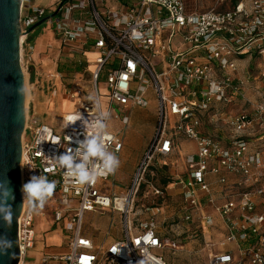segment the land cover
<instances>
[{
  "label": "built area",
  "instance_id": "built-area-1",
  "mask_svg": "<svg viewBox=\"0 0 264 264\" xmlns=\"http://www.w3.org/2000/svg\"><path fill=\"white\" fill-rule=\"evenodd\" d=\"M221 3L231 5L188 11L185 0H55L52 10L35 6L24 16L21 13L23 30L44 17L56 16L52 28L59 42V60L83 64L91 48L99 50L93 61L92 87L85 93L65 86L66 98L80 107L62 116L60 131L29 114L26 118L22 185L40 174L55 181L52 197L59 194L67 208L57 210L54 221L66 218V227L72 232L69 251L47 254L44 262L137 264L143 258L147 264H170L158 252L168 245L155 221L160 209L155 207L138 226L130 215L149 162L156 154L172 153L175 138L181 136L197 144L195 154L187 158L188 176L157 193L184 196L187 212L215 207L225 231L224 249L212 253L208 264H264V130H256V124L264 126V100L253 104L250 111L231 113L219 107V103L244 97L247 81L239 73L238 61L264 53V0ZM103 72L105 91L100 88ZM55 76L61 79L60 72ZM262 76L264 79V72ZM151 93L159 102L160 125L126 196L99 188V181L108 180L116 171L101 176L95 184L81 185L50 161L52 155L74 148L77 139H84L77 121L80 113L93 117L107 111L111 118L115 112L117 119L129 122V111L135 106L148 107ZM93 95L99 108L89 100ZM207 112L211 121H224L232 135L222 138L206 130L203 118ZM105 143L116 155L123 148V139L109 129ZM210 175L223 187L221 203L214 196ZM71 200L76 205L69 207ZM99 210L120 212L124 234L101 249L83 234L86 212ZM36 216H30L25 207L18 219V264H39L30 257L37 241ZM191 217L185 216L192 224ZM200 223L204 230L219 225L212 215L202 216ZM227 242L232 246L227 247ZM113 249L119 252L113 253Z\"/></svg>",
  "mask_w": 264,
  "mask_h": 264
},
{
  "label": "rangeland",
  "instance_id": "rangeland-1",
  "mask_svg": "<svg viewBox=\"0 0 264 264\" xmlns=\"http://www.w3.org/2000/svg\"><path fill=\"white\" fill-rule=\"evenodd\" d=\"M187 3L188 11H204L212 8H226L228 3H221V0H185ZM55 0H40V4L47 7V9H54ZM29 0H23L22 15L26 14L28 10ZM53 5V6H52ZM56 16H53L47 20L41 29L39 35H43L45 46L39 51V55L36 60L29 59L32 53V44L27 42L28 35L24 34L23 44L21 45V64L25 74V88H26V114L31 115L32 118L40 120L49 125H52L55 129L61 130L63 126L65 109L79 108L80 104L75 101L64 100L65 86L70 88L82 89L85 93L86 90L92 87L93 70L94 66L89 65V62L94 61L95 56L91 57L88 62H83L81 70L70 73L60 72L59 66L65 65L66 62L59 60L58 58V45L55 34L53 33V24ZM37 27L30 34L38 32ZM38 35V36H39ZM21 36V37H22ZM22 40V41H23ZM21 41V42H22ZM93 58V59H92ZM239 63V73L246 79L245 89H243L244 97H237L232 103H219V107L222 111L237 113L243 109L247 111L252 110V106L255 103L262 102L264 100V53L253 54L252 56L244 57ZM61 73V79L59 80L55 74ZM104 75L102 73L100 79V88H106L104 84ZM105 91V90H103ZM150 104L146 108L150 113L149 118L145 113L139 112L137 109H131L129 111V122H123L116 118V113L113 112L109 119L110 131L122 136L126 134L136 135L134 137H128L132 140V156L128 158H122L117 154L120 165L116 172L105 180L102 185V191L108 192L114 195L116 189L122 186L125 191L122 194L116 193L115 195L123 197L126 196L131 189L132 181L135 176L136 167L138 163L144 157V150L146 144L151 143L155 137L156 131L160 125L157 115V99L154 93L148 95ZM69 99V98H68ZM84 99V97H82ZM44 102V112L38 113L34 108V101ZM76 100V99H75ZM71 105V106H70ZM74 105L75 108H74ZM67 106V108L65 107ZM69 111V110H68ZM209 112L204 113L203 118L204 127L210 132H214L222 137L228 138L232 135L231 128L224 123V121L216 120L211 121L207 116ZM203 114V115H204ZM210 114V113H209ZM26 115V117H27ZM264 130V126L260 128L259 124H256V130ZM181 146L188 152H194L197 145L193 141H184ZM127 148V147H125ZM133 159V160H132ZM185 170V165L182 162L181 155L176 153L170 155L156 154L149 162L148 168L143 175L141 186L134 197V209L131 213L136 226L141 221L148 218L150 212L158 207L159 213L155 216V221L158 226L159 232L167 241L168 245L164 249L158 252L162 253L170 264H208L209 258L212 253L223 251L222 243L225 238L223 231L215 232L222 224L219 223L214 231L206 233L204 228L201 227L200 219L204 215H212L214 218L220 220V216L215 210V207L203 210H193L187 212L186 205L188 204L184 196H169L163 197V195L157 193L158 190H165L167 184H164V179L170 178L173 172L181 173ZM76 205V201L71 200L70 206ZM61 196L55 194L51 197L44 209L36 216V229H37V241L33 249L30 250V257L32 260L39 264H47L44 262L47 254L57 253L53 246H67L69 236L72 235L71 230L66 227V218L64 221L55 222L54 214L59 209H65ZM192 215L194 223H189L185 216ZM108 218L106 226L100 225L101 218ZM110 220V221H109ZM83 234L88 236H97L95 244L97 246L107 240L120 239L123 234L122 219L120 212L116 210H110L106 212H86L83 221ZM100 237V238H99ZM227 247L232 246L227 242Z\"/></svg>",
  "mask_w": 264,
  "mask_h": 264
},
{
  "label": "water",
  "instance_id": "water-1",
  "mask_svg": "<svg viewBox=\"0 0 264 264\" xmlns=\"http://www.w3.org/2000/svg\"><path fill=\"white\" fill-rule=\"evenodd\" d=\"M23 0H0V179L7 180L15 197L9 203L20 217L22 209V146L26 125L25 74L21 64V36L28 35L44 24V17L26 30L22 29ZM23 87V93L20 89ZM5 229L0 227V233ZM18 220L8 231L12 240L17 239ZM14 251L17 259L0 257V264H18L19 247Z\"/></svg>",
  "mask_w": 264,
  "mask_h": 264
},
{
  "label": "clouds",
  "instance_id": "clouds-1",
  "mask_svg": "<svg viewBox=\"0 0 264 264\" xmlns=\"http://www.w3.org/2000/svg\"><path fill=\"white\" fill-rule=\"evenodd\" d=\"M20 91L23 93V87ZM89 100L99 108V100L94 95L90 96ZM109 119L110 113L107 111H99L93 117H84L80 113L77 116V121H80L84 130V139H77L76 147H69L63 153L52 155L49 157L50 161L81 185L95 184L101 176L114 173L118 169L120 161L105 143ZM55 188L56 182L49 180L46 175H32L22 185L21 209L26 207L30 216L39 214L53 196ZM14 199L7 180L0 179V227L5 229L3 233H0V257L6 256L9 260L17 259L14 249L20 244L18 234L16 240H12L8 236V231L12 228L14 220L15 222L18 220L9 203ZM112 252L118 253L119 251L113 249ZM137 264H147V261L142 258Z\"/></svg>",
  "mask_w": 264,
  "mask_h": 264
},
{
  "label": "crops",
  "instance_id": "crops-1",
  "mask_svg": "<svg viewBox=\"0 0 264 264\" xmlns=\"http://www.w3.org/2000/svg\"><path fill=\"white\" fill-rule=\"evenodd\" d=\"M35 6H43V5H41L40 4V0H29V5H28V8L27 9H30V8H33V7H35ZM28 35H30V34H28ZM44 46H45V41H44V38H43V35H39V36H37L36 38H35V40H34V42H33V44H32V47L31 48H33L32 49V53H31V55H30V57H29V59H31V60H36L37 59V57H38V55H39V51L42 49V48H44ZM98 51L99 50H96L95 48H91L90 49V51H88L87 53H86V56L83 58V59H85L86 60V62H88V60H91V57L92 56H95V58H97V56H98ZM93 59V58H92ZM89 65H90V67L91 66H94V64H93V61L92 62H89ZM95 67V66H94ZM95 69V68H94ZM62 99H64V100H68V101H70V104H71V100L70 99H68V98H62ZM34 101V108H35V110H36V112H38V113H41V112H44V110H45V105H46V103H44V102H38L37 104L35 103V100H33ZM71 106V105H70ZM75 106L76 105H74V108H75ZM66 108H67V106H65ZM70 108V107H69ZM65 109L62 113L64 114L66 111L67 112H70V111H73L74 109H73V107L71 108V109ZM147 108V107H146ZM146 108H142V107H137V106H135V107H133V109H137L139 112H142V113H145L146 115H147V117L149 118V115H150V113L149 112H147V110H146ZM69 110V111H68ZM66 112V113H67ZM52 126V125H51ZM111 132H113V131H111ZM114 133V132H113ZM114 134H116V133H114ZM118 135H120V137L123 139V148H122V150H121V152L119 153V155H121V157L122 158H128V157H130V156H132V154H131V151H132V140L130 139V138H128V137H134V136H136V135H133V134H131L130 133V135L129 134H126V135H124V136H122L121 134H118ZM175 145H174V150H173V152L172 153H170V154H174V153H176V154H178V155H181V157H182V162H183V164L185 165V170L182 172V174L179 172V173H175V172H173L172 174H176V175H172L170 178H166L167 180H168V182L166 183L167 184V187H170L173 183H174V181H176L177 179H179L180 180V178L181 179H186L187 178V176H188V163H187V158H188V156L189 155H191V154H195V152L197 151V148H196V150L194 151V152H188L186 149H184L182 146H181V144H183L184 143V141H185V143H186V141H192V140H189V139H187V138H183V137H181V136H179V137H176L175 138ZM194 142V141H193ZM195 143V142H194ZM149 142L146 144V147H145V150H144V154H145V152H146V150H147V148H148V146H149ZM195 145H197L196 143H195ZM125 147H127V148H125ZM169 154V155H170ZM133 160V159H132ZM141 162V161H140ZM139 162V163H140ZM139 163H138V165H139ZM138 165H137V167H138ZM136 167V169H138ZM233 177L231 176V179H232ZM208 179L211 181V182H214L215 184H214V186H213V188H214V196H215V198H216V200H217V202L218 203H221L222 201H224V191H223V187L220 185V184H217L216 183V180H217V177L216 176H214V175H210L209 177H208ZM105 180H100L99 181V188H100V190H101V192H104V193H107V194H110V193H108V192H105V191H102V189H101V185H102V183L104 182ZM165 184V183H164ZM166 187V188H167ZM165 188V189H166ZM124 191H125V189L122 187V186H119L117 189H116V191H115V193L114 194H116V193H118V194H122V193H124ZM172 196V195H171ZM173 196H179V195H173ZM164 197V196H163ZM165 197H169V195H166ZM106 211H110V210H106ZM106 211H101V210H99V211H95V212H106ZM107 219L108 218H105V217H103V218H101V222L99 223L100 225H103V226H106L108 223H106V221H107ZM216 220H218L217 218H216ZM110 221V220H109ZM218 222L220 223L221 221L220 220H218ZM213 231L215 230V229H212ZM211 229H206V230H204V231H206V233H207V231L208 232H211L212 231ZM222 232L223 231V234H225V231L223 230V228L222 227H219V228H217L216 230H215V232ZM158 232H159V230H158ZM159 235H161V237H163L162 236V234H161V232H159ZM86 236H88V235H86ZM88 237H90V238H92L93 239V241H94V243H95V239H97V236H88ZM123 237V236H122ZM100 238V237H99ZM164 238V237H163ZM121 239V238H120ZM115 240H117V239H112V240H105L103 243H102V245H99V246H97L96 244H95V246H96V248H98V249H101V248H106L109 244H111L113 241H115ZM52 249H55V251H57V253H67L68 251H69V247H68V245L67 246H64V245H62V246H59V245H56V246H53L52 247Z\"/></svg>",
  "mask_w": 264,
  "mask_h": 264
},
{
  "label": "trees",
  "instance_id": "trees-1",
  "mask_svg": "<svg viewBox=\"0 0 264 264\" xmlns=\"http://www.w3.org/2000/svg\"><path fill=\"white\" fill-rule=\"evenodd\" d=\"M44 26L42 27H39L38 29V32L37 33H34V34H30L28 35V38H27V42L28 43H33L35 38L41 33V29L43 28ZM257 55V53H256ZM249 55L247 56H243V57H248ZM82 64H80L79 62H77L76 60H72L70 62H66L65 65H60L59 66V71L60 72H70V73H74V72H77V71H80L81 70V66ZM168 182L167 179H164V183L166 184Z\"/></svg>",
  "mask_w": 264,
  "mask_h": 264
},
{
  "label": "bare ground",
  "instance_id": "bare-ground-1",
  "mask_svg": "<svg viewBox=\"0 0 264 264\" xmlns=\"http://www.w3.org/2000/svg\"><path fill=\"white\" fill-rule=\"evenodd\" d=\"M23 40V36L21 37V41ZM26 103H27V99H26ZM27 115V114H26ZM27 118V117H26Z\"/></svg>",
  "mask_w": 264,
  "mask_h": 264
}]
</instances>
